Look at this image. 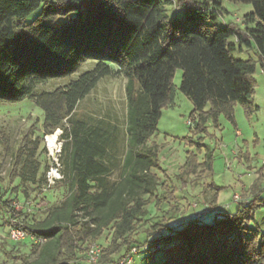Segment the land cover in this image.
Here are the masks:
<instances>
[{"label": "trees", "instance_id": "obj_1", "mask_svg": "<svg viewBox=\"0 0 264 264\" xmlns=\"http://www.w3.org/2000/svg\"><path fill=\"white\" fill-rule=\"evenodd\" d=\"M171 1L180 15L170 16ZM231 1L253 6L242 27L216 24L223 0H0V101L32 99L44 112L45 133L62 127L65 139L61 182L67 184V193L43 219L21 224L39 240L36 257L21 256V264H80L77 253L97 243L107 230L110 242L97 264L115 263L142 246L151 255L162 250V264H264L260 231L250 226L264 204L255 189V197L239 202L233 212L217 210L174 227L156 222L148 233L159 235L134 245L148 206L156 201L160 207L173 194L159 175H167L161 146L151 138L163 108L174 101L176 69L183 70L180 90L193 102L197 133L206 132L211 120L218 125L221 114L235 122L236 104L249 112L254 109V75L258 63L264 68V0ZM233 36L236 44L229 42ZM251 47L258 59L234 57L235 50ZM86 58L96 61L93 69L65 86L36 93L39 84L76 73ZM114 74L126 78L124 130L108 119L76 115L79 103L99 81ZM43 138L30 134L15 152L6 146L13 157V179L45 182L38 157ZM107 158L115 161L109 166ZM212 160L209 150L204 163L190 154L180 178L201 169L212 171ZM113 166L116 178L111 176ZM212 213L213 221H203Z\"/></svg>", "mask_w": 264, "mask_h": 264}, {"label": "rangeland", "instance_id": "obj_2", "mask_svg": "<svg viewBox=\"0 0 264 264\" xmlns=\"http://www.w3.org/2000/svg\"><path fill=\"white\" fill-rule=\"evenodd\" d=\"M167 7L172 17L182 13L172 1ZM41 10L42 6L26 20L31 22ZM252 10V4L223 0V10L216 24L223 27L232 23L242 27L245 14ZM229 42L236 44L237 40L233 36ZM233 55L243 60L258 59L255 47L235 50ZM95 65V60L86 58L76 73L64 78L49 79L36 87V93L65 86L78 79L85 71L93 69ZM182 75L183 70L177 68L173 77L174 101L163 108L158 131L151 138V141L161 146V165L167 175L162 171L159 175L170 186L169 192L173 194L160 207L156 205V201L148 206L149 214L134 234L138 239L134 243L137 246H142L144 242L152 241L159 235L157 232L150 235L148 233L156 222L179 226L207 207H214L213 212H233L239 202L253 199L256 192L264 199V68L258 63L254 75L256 84L253 111L249 112L243 105L236 104L235 122L221 114L218 125L211 120L207 124V131L200 133L195 131L193 102L180 90ZM125 85L126 78L120 74L102 78L95 89L79 103L76 115L91 120L108 119L124 130L127 106ZM189 120H192L191 124L188 123ZM43 121L44 112L32 99L26 98L19 102L0 101V264H21V256L32 259L36 257L34 250L39 240L28 235L26 239L13 241L9 236L10 228L12 225L21 226L23 223L31 224L43 219L48 208L59 203L67 193V184L64 182L45 190V182L42 185L24 183L19 178L13 179L10 176L13 157L6 146L9 145L15 152L30 134L41 137L47 134ZM207 150L213 155L212 171L203 173L200 168L201 172L188 174L181 179L182 166L187 157L195 154L197 162L204 163ZM38 157L42 162L43 174L49 164L43 141ZM217 188L219 194L217 205L214 206L213 196ZM214 219L215 213H212L205 215L203 221L211 222ZM250 226L260 231L259 244L264 249V204L256 210ZM110 235L111 231L107 230L97 242L102 249L109 244ZM85 248L77 253L80 264H92L88 249ZM124 252L123 250L113 256L117 259ZM164 260L162 250L151 255L147 246H142L132 264H162Z\"/></svg>", "mask_w": 264, "mask_h": 264}, {"label": "built area", "instance_id": "obj_3", "mask_svg": "<svg viewBox=\"0 0 264 264\" xmlns=\"http://www.w3.org/2000/svg\"><path fill=\"white\" fill-rule=\"evenodd\" d=\"M189 124L192 123L191 120L188 121ZM64 129L62 127L56 128L53 132L44 135L43 143L46 150L49 164L45 172V190H49L58 185L59 182L64 180V164H63V148L65 139L63 138ZM262 165L264 167V158L262 159ZM238 198L236 199V202ZM195 205H197L195 203ZM214 207H207L203 211L196 214V218H201L204 214L213 212ZM9 236L13 241H19L26 239L28 236L27 231L21 227L12 225L10 228ZM139 248H132L127 254L120 257L117 262L112 264H132L134 262V257L138 254ZM102 253V248L98 243L92 244L88 249L89 261L92 264H97L99 262Z\"/></svg>", "mask_w": 264, "mask_h": 264}, {"label": "crops", "instance_id": "obj_4", "mask_svg": "<svg viewBox=\"0 0 264 264\" xmlns=\"http://www.w3.org/2000/svg\"><path fill=\"white\" fill-rule=\"evenodd\" d=\"M111 121V120H110ZM113 123H114V121H112ZM116 123V122H115ZM111 161H115L114 159H112V158H107V159H105V162L107 163V164H109V166H110V163H111ZM65 166V165H64ZM111 170L113 171V173H112V175L111 174H109V175H111L113 178H116V176H117V173H118V169L116 168V167H111ZM218 208H220V207H218Z\"/></svg>", "mask_w": 264, "mask_h": 264}]
</instances>
